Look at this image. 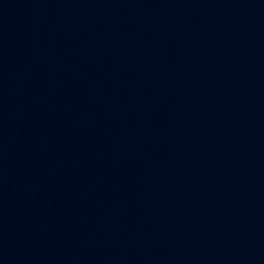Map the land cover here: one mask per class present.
Segmentation results:
<instances>
[{"label": "water", "instance_id": "water-1", "mask_svg": "<svg viewBox=\"0 0 264 264\" xmlns=\"http://www.w3.org/2000/svg\"><path fill=\"white\" fill-rule=\"evenodd\" d=\"M0 264H264V0H0Z\"/></svg>", "mask_w": 264, "mask_h": 264}]
</instances>
